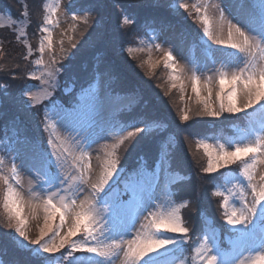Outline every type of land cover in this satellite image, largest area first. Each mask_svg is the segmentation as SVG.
I'll list each match as a JSON object with an SVG mask.
<instances>
[{
	"label": "snow or ice",
	"instance_id": "snow-or-ice-1",
	"mask_svg": "<svg viewBox=\"0 0 264 264\" xmlns=\"http://www.w3.org/2000/svg\"><path fill=\"white\" fill-rule=\"evenodd\" d=\"M240 3L238 11L245 13L247 26L226 18L225 10L219 6H215L219 13L216 19L208 14L212 5H192L203 26L201 38L209 42L206 47L210 54L219 53L223 57L220 66L214 68V75L207 76L203 84L206 96L200 94L198 69H192V92L195 103L200 106L197 116L219 119L240 114L251 117L255 112H264V0H240ZM79 5H70L68 15L74 22L82 18L87 25L95 4L91 0H79ZM173 7L189 10V4L183 0H175ZM57 10L58 6L44 9L37 27L39 57L32 61L36 67L23 74V78L38 81L39 85H24L21 95L26 98V107L42 106L41 126L45 133L58 125L67 134L63 138L49 134L43 144L25 139L31 152L30 172L41 184L29 199L25 200L9 177L0 175V180L7 185L3 201L6 227L14 230L15 242L22 250L44 257L60 254L61 264H186L184 259L174 257L190 240V228L181 214L190 201L177 203L174 198L172 187L182 182L183 177L178 170L171 171L172 152H165L162 159L158 156L153 168L138 166L128 172L127 179L121 180L127 169L120 165L118 150L126 142L135 147L159 134L160 125L156 121L138 117L108 127L106 134L115 142L104 145L103 158L97 156L100 171L93 180L92 149L97 140L79 125L72 112L52 99L58 76L66 70L63 61L70 59L63 39L59 41L62 55H55L53 32L60 26L55 15ZM22 15L27 17V11ZM121 19L124 25L132 22L128 16ZM74 39L69 37L72 49L77 47ZM151 43L158 49L161 47L154 41ZM213 45L218 47L213 49ZM142 50L123 45L120 49L132 59H135L133 52ZM45 52L49 53L48 61L44 59ZM32 56L29 45L23 59L28 61ZM174 60L173 52L167 51L163 63L165 68L171 69V87H179L183 94V82L177 83L183 68L173 63ZM148 64L150 69L155 68L151 60ZM12 76L16 78L15 73ZM214 78L218 85V107L213 101ZM93 85L97 89L98 103L99 81L96 78L88 87ZM180 119L188 122L191 119L189 110H183ZM244 132L229 141L227 147L223 143L196 141L197 150L202 148L207 157L206 166L201 169L203 173L211 176L221 169H229L233 175L226 181L229 185L226 191L217 189L213 193L223 201L220 207L229 226L230 235L225 239L230 248L226 251L221 247L220 236L215 230L204 232L193 249L197 258L195 264H264V174L257 171V166L264 164V119L250 120ZM3 163L0 158V165ZM10 163L11 178L19 184L22 168L18 170V164L23 163L20 154L13 155ZM233 165L239 167L232 169ZM161 171L176 177L166 184L164 199L156 191ZM120 184H123L122 190L118 187ZM26 208L31 217H38L41 210L44 214L43 226L35 240H31L26 231ZM77 253L80 255H75Z\"/></svg>",
	"mask_w": 264,
	"mask_h": 264
},
{
	"label": "trees",
	"instance_id": "trees-1",
	"mask_svg": "<svg viewBox=\"0 0 264 264\" xmlns=\"http://www.w3.org/2000/svg\"><path fill=\"white\" fill-rule=\"evenodd\" d=\"M172 1L91 0L95 4L93 12L99 15L96 16L93 28L85 29L74 37L77 47L67 52L70 59L63 61L66 70L58 76L59 86L52 99L59 101L60 105H65L66 109L74 108L80 95L89 88L94 78L98 77L106 79L108 89L113 94L128 97L139 95L140 100L111 117L112 123L144 117L160 125L159 134L151 140L141 141L135 147L125 143L118 150L120 165L127 169L121 180L127 179L128 172L138 166L153 168L158 156L162 158L165 152H172L171 171L178 170L183 177L182 182L172 187L174 198L177 203L183 200L190 201L188 207L181 210V214L186 226L190 228V240L184 248H187V253L191 256L195 245L200 242L199 238L210 224L221 231V247L225 250L230 248L225 239L230 235L229 226L224 221L223 209L220 207L223 201L221 197L213 194L220 185L225 186L224 175L230 170L221 169L211 176L203 173L201 169L206 166L207 157L202 148L195 149L196 141L206 135H216V132L236 134L237 128L246 126V122L251 118L246 114L219 119L200 117L196 115L200 106L191 105L189 101L191 119L183 122L180 116L185 102L178 88L164 95L163 100L166 103L161 101L162 88L172 84L169 80L171 69L165 68L164 63L150 69L149 65H146L147 55L144 52L132 54L135 59L127 58L128 61L121 57L126 55L120 51L121 46L132 47L138 43V36L142 30L147 35L146 31L149 29L171 28L170 26L178 25L185 31H190L193 39L200 43L202 39L201 35L197 34V29H200L198 26L202 24L199 17H196L197 14L193 16L190 9L188 11L176 9ZM46 3V0H0V12L15 17L19 23L21 21L19 19L26 22L24 34L18 32L19 37L15 33L12 35L13 42L17 44L15 45L17 49L12 50V54H19L22 57L21 66L17 71L0 69V129L4 132V126L6 127L8 138L14 135L23 140L30 138L38 141L40 137L33 128L34 111L25 106L26 98L19 93L23 86L31 81L23 78V74L32 70L34 67L32 61L35 59L34 54L28 61L23 59L27 52L24 45L30 42L33 53L38 52L40 36L37 27L42 21ZM73 4L80 6L79 0H74L68 3L67 7ZM24 11H27V17L22 15ZM124 16L131 18L132 22L129 25L123 24L121 18ZM200 45L206 44L201 42ZM140 64L144 67H139ZM13 73L16 74V79L8 77ZM156 79L158 84L155 83ZM187 142L190 144L189 147L186 145ZM174 145L177 147H173ZM238 167L231 166L232 169ZM118 187L122 188L123 184ZM5 194L6 192L0 197L2 203ZM16 245L15 240L0 233V260L5 264H58V260L63 259L60 254H56L52 261L47 263L43 258L30 255L29 251L15 247Z\"/></svg>",
	"mask_w": 264,
	"mask_h": 264
},
{
	"label": "rangeland",
	"instance_id": "rangeland-1",
	"mask_svg": "<svg viewBox=\"0 0 264 264\" xmlns=\"http://www.w3.org/2000/svg\"><path fill=\"white\" fill-rule=\"evenodd\" d=\"M46 8H56L58 6V10L56 11L55 15L56 18L60 21V26L55 29L53 32V43L55 48V55L57 57H60L62 53L60 52V45L59 41L64 40V47L67 49V52L71 50L70 44H69V37H75L79 33H82L85 31V29L93 28V24L96 21V16L99 15L97 12H93L90 14L89 17V23L85 25L83 23L82 18L78 19L77 21H72L68 15V3L74 1V0H46ZM169 1V0H165ZM184 3L189 4V11L190 13L195 16L197 13L195 9L192 7L193 4L196 3H207L209 5H212L213 7H210L208 10V14L216 19L219 18V13L217 11V7L223 8L225 10V16L228 19H232L233 22H239L241 25L247 26V21L245 19V13L239 12L238 9L241 7L240 0H183ZM171 3H175V0H173ZM182 9V8H180ZM184 10V9H183ZM85 15H89L88 13H85ZM0 16H3V19H0V69H6L11 71H17L18 68L21 66L22 63V57L19 54H12V50L17 49L15 47V44L13 42V33L18 35V32L20 34L25 33V21L22 19L20 23L15 20V17H12L9 14H4L3 12H0ZM8 17H11V19H8ZM198 17V15H196ZM13 21H16L14 24ZM171 28H165L160 27L156 28L155 30L149 29L146 32L148 33L145 35V32L142 30V33L138 36L139 42L134 44L133 48H141L142 51L133 52L132 54H138V52H144L146 57V65L148 64V61L151 60L152 63L156 66L161 65L163 63L164 55L167 51H172L175 60L173 63L178 64L179 67L183 68L182 72H178L180 75L181 80L177 81L179 84L181 81L184 85V93L181 94V97L183 102H185V106H182L183 110H189L188 103L191 102V105H197L195 103V99H192L194 97V93L192 92L193 87V68L198 69L196 72V75L200 76V94L202 96L207 95V91L203 88V84L205 83L207 76L214 75V68H218L220 66L219 61L223 59V57L219 53H212L211 58H207L206 54H204V50H202L200 43H204L207 45L206 40L203 42L202 40L200 43L198 41H195L193 39V36L191 35L190 31H185L183 27L174 25L170 26ZM200 29H197L199 35H201L203 26H198ZM73 28H75V31H73ZM226 35V31H225ZM19 37V35H18ZM202 39V38H201ZM143 41V43H141ZM154 41L155 43H158L161 45V47L158 49L152 44L151 42ZM76 43V41H73ZM77 44V43H76ZM33 46L31 43H26L24 46L28 48V46ZM214 48L218 46H214ZM35 59L39 57V53L36 51L33 53ZM20 56V57H19ZM126 61L127 58L131 60V57L125 55L121 56ZM213 58L215 59L216 63L213 64ZM45 61H48L49 59V53L45 52L44 54ZM19 65V67H17ZM34 65V64H33ZM59 66V64L57 65ZM35 65L32 68V70L35 69ZM22 68H20L21 70ZM31 70V71H32ZM153 71V70H152ZM8 77L13 78L12 75H8ZM14 79V78H13ZM16 79V78H15ZM97 80L99 81V92H98V98L99 102L97 103V89L93 85L92 88H88L84 93H82L79 97V101L75 103L74 108L66 109L65 105H60L59 101H56V104L60 106L61 108L68 110L73 113L74 116L79 121V125H82L84 129H87L94 139L97 140V143L93 146L92 152V164H93V180L96 179L97 175L99 174L100 169L97 167L99 161L97 160V156L103 158V147L105 144L114 143V139H110L106 134V129L113 125L111 121V117L114 114H118L119 111L122 109L129 108L130 105H133L134 102H137L138 99L140 100L139 95L128 97V96H119L116 94H113L110 89H108V85L106 84V79L103 77H98ZM158 84V79H156V82ZM31 85H39L38 81L29 82ZM59 86V77L57 80V88ZM42 87V86H41ZM56 88V89H57ZM179 89V87H177ZM174 88L169 86H164L162 88V95H161V101L164 98V95L168 91H172ZM34 91L36 89H33ZM56 91V90H55ZM54 91V93H55ZM218 91V85L215 81H213V101L216 103V106L218 107V101L216 100V92ZM53 93V96H54ZM21 94V93H19ZM159 94V93H158ZM52 96V98H53ZM163 102H165L163 100ZM45 103H48V101H45ZM166 103V102H165ZM190 106V105H189ZM162 107V106H161ZM37 108V110H36ZM42 106H37L35 108H32L34 111L33 117L35 119V122L33 124V128L40 136V141L44 143V141L47 139L49 134H52L53 136L59 135L61 138H63L64 135L67 133L64 131V129L59 128L57 125L56 128H50L49 133H45L42 130L41 121L43 120V112L41 111ZM51 115V113H50ZM251 119H248L246 122V126L238 127L236 132L239 131L240 133L234 135H227L225 132H219L215 133L216 135H206L201 140H203L206 143L210 144H217V143H223L225 146H228L229 141L233 139H237L240 136L244 135V130L248 128L249 121L250 120H260L264 119V112H255L250 117ZM53 123L55 124V120H53ZM4 126V125H3ZM6 127L4 126V132L0 129V158L3 159L4 163L0 165V175L9 177L10 183H13L14 187L21 192V194L24 196L25 200L29 199L32 192H35L37 188L41 187V184H38L32 173L30 172V164L29 159L31 156V152L28 148V146L25 144V140L15 137L14 135L11 136V138H8ZM39 138V137H38ZM126 144H130V142H126ZM186 145L189 147V142L186 143ZM195 147V146H194ZM195 149H197L195 147ZM20 154V159L23 161L22 164H18V170L22 168V171H20V175L18 177L20 183L15 184L14 180H12L10 175V169H11V157L15 154ZM163 158V157H162ZM161 158V159H162ZM257 171L260 174H264V164H260L257 166ZM233 175V172L229 171L228 174L224 175V182L225 186L220 185L219 190L226 191L227 187L229 185L226 183L227 179ZM176 177L170 176L165 174V172L161 171L160 173V184L157 187V195L161 197V199L165 198V193L167 192L166 184H170L171 181H173ZM258 179V178H257ZM121 190L122 188L119 187ZM31 190V191H30ZM7 193V185L3 183V180H0V197L3 196V193ZM6 195V194H5ZM29 209H25V216L28 217V224L26 226V231L28 233V236L31 240H35L39 237V229L43 226V212L42 210L39 212L38 217H31L28 215ZM58 221V218H57ZM212 230H215L216 233L220 236L221 231L214 225L210 224L209 227L206 228L205 232L211 233ZM0 233L3 235H6V237H10L13 240H15V237L13 235L14 230L9 229L6 227V213L3 209V203L2 200H0ZM10 234V235H9ZM12 235V236H11ZM228 237V236H227ZM47 238V237H46ZM80 237H77L79 239ZM15 247H18L17 245ZM35 247V246H32ZM228 251V250H226ZM30 252V251H29ZM30 255H33V253L30 252ZM247 255V253H245ZM39 258H43L44 260L48 262L52 261L53 256H40L37 255ZM82 258V257H81ZM174 258H182L185 260L187 264H195L196 261V255L193 251V254L190 256V253H187V248H183V251L178 252L175 254ZM190 259V260H189ZM3 264L5 262L3 261ZM57 264V263H55ZM58 264H61V261L58 260Z\"/></svg>",
	"mask_w": 264,
	"mask_h": 264
}]
</instances>
